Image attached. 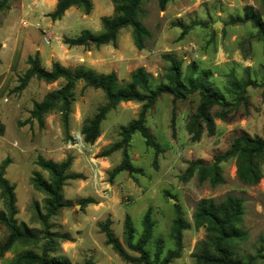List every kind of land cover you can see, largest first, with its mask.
I'll list each match as a JSON object with an SVG mask.
<instances>
[{
    "label": "rangeland",
    "instance_id": "rangeland-1",
    "mask_svg": "<svg viewBox=\"0 0 264 264\" xmlns=\"http://www.w3.org/2000/svg\"><path fill=\"white\" fill-rule=\"evenodd\" d=\"M40 1L48 4L45 0H12L1 18L7 19L11 12V17H20V30L26 29L25 33H20L24 35L20 59L15 58L11 67L5 58L0 63V164L6 158L10 161L4 178L14 186L17 224L35 233L42 230L33 205L37 204L43 212L45 196L34 190L29 180L34 172L44 179L48 175L35 166L36 158L41 156L60 163L71 156L69 172L82 175V179L65 182L62 198L69 207L50 220L51 232L65 239L59 241L55 257L69 264H131L105 244L100 225L108 221L113 237L130 257L138 258V254L126 248L123 221L125 216L130 218L132 243L136 244L142 237L147 214L151 225L145 247L149 260L161 264L167 256L176 254L178 257L169 264H195L196 243L205 238L204 229L193 226L195 203L201 199L219 201L233 195L243 200L241 228L247 234L245 241L234 246V256L240 261L264 264V173L256 186H244L236 179L234 160H228L220 164L223 185L213 188L208 183L199 184L196 176L181 181L189 161L210 162L243 134L264 138V44L251 23L232 22L243 18L249 9L264 22L261 0H170L164 11L158 9L157 0H145L140 21L151 38L142 51L133 46L129 28L120 31L115 48H70L63 44V39L75 38L83 30L99 34L102 31L100 19L114 15L110 0H89L88 14L82 8L72 7L54 22L42 10ZM215 23L220 26L214 27ZM9 36L6 31H0V41L9 43ZM32 42L47 49L42 59L39 57L44 69H50L51 63L57 62L63 67H81L102 74L113 71L122 85L138 68H143L150 76L152 88L164 83L169 65L164 56L180 60L183 74L187 73L188 65L194 63L198 71L208 73V81L222 93L231 108L224 110L228 111L225 120L216 117L220 108H214L211 111L215 124L213 136H207L203 130L199 141L192 142L186 125L196 111L198 95L177 101L174 106L171 96L162 95L146 113V127L161 152L155 154L135 133L128 144L127 155L130 164L140 172H122L110 180L112 171L121 164L122 153L116 151L105 159L100 155L121 141L120 130L137 118L141 104L122 103L110 111L100 124L98 139L87 144L80 131L105 101L101 91L83 89V83L78 82L73 92L68 135L63 133L58 113L46 116L42 129L35 121L25 124L33 104L62 83L45 84L33 78L23 91L13 92L18 77L28 69L27 58L34 55H28L29 49L34 48ZM231 77L251 83L245 93L249 103L246 112L242 105L233 108L236 93L228 85ZM79 135L81 138L77 140ZM75 142L82 144L81 152L68 147ZM87 199L94 203L83 205ZM177 216L189 224L182 233L179 249L173 226ZM6 235L0 226V245ZM27 251L39 254L41 248L40 245H14L0 259V264H9L15 256Z\"/></svg>",
    "mask_w": 264,
    "mask_h": 264
},
{
    "label": "trees",
    "instance_id": "trees-1",
    "mask_svg": "<svg viewBox=\"0 0 264 264\" xmlns=\"http://www.w3.org/2000/svg\"><path fill=\"white\" fill-rule=\"evenodd\" d=\"M12 0H0V25L1 18L5 11H8ZM113 5L114 15L111 18H101L102 31L99 34H92L83 30L75 38L63 39V44L68 47H91L98 49L101 46L110 45L116 47L117 37L121 30L129 28L132 44L136 50L142 51L146 47V42L151 38L150 32L140 21L142 5L145 0H110ZM170 0H157L158 9L164 11ZM264 6V0H261ZM82 8L85 14L91 10L89 0H56V6L47 17L52 21L59 20L70 8ZM237 23L249 22L257 31V37L264 44V22L260 17L249 9L243 18L232 21ZM184 34V32L182 33ZM163 59L169 63L164 75V83L152 88L150 86V76L143 68H138L130 74L129 81L120 84L115 72L106 74L97 73L90 69L77 67L74 69L61 66L57 62L51 63L50 69H44L40 64L39 54L35 53L26 60L28 69L18 77L17 86L13 92H21L28 85L31 79L53 84L62 82L58 89L47 93L40 102L33 104L29 111V118L25 124L37 123L39 129L44 126V119L52 113L60 115L61 127L64 135L69 134L68 121L71 114V105L74 102V89L78 82L83 83V89L91 88L99 90L104 96V104L101 105L92 119L83 126L80 133L87 144H93L99 137V128L106 115L122 103H139L141 108L137 118L120 130L121 141L109 147L101 153L100 157H107L116 151H121L122 161L109 176L112 180L122 172L128 174L139 173L129 162L127 155L128 144L131 137L138 133L147 148L154 150L155 154L161 152L159 144L146 127V113L155 105L162 95L173 98V106L177 101H184L188 96L197 94L199 97L198 106L195 113L190 117L186 125V132L192 142L199 141L203 130L207 136H213L215 131L214 117L211 111L219 107L220 112L217 118L225 120L228 109L231 105L225 102L222 93L208 81L206 71H198L194 63L187 67V73L182 72V62L180 60L164 56ZM229 87L236 93V100L233 108L243 106L247 111L249 103L245 97L246 88L251 85L248 80H237L231 77L228 82ZM231 108V107H230ZM174 109V108H173ZM173 116V113H172ZM173 119V117H172ZM171 119V120H172ZM173 124V120H172ZM228 160L235 162L236 179L244 186H256L262 179L264 173V138H252L246 134L236 137L229 148L222 154L213 157L212 161L192 160L187 163L181 181L186 182L196 176L199 184L208 183L210 187H217L225 183L220 164ZM72 157L67 156L60 163L46 160L38 156L35 166L48 175L44 179L40 173L34 172L29 182L31 187L42 193L43 212L37 204L33 205L35 218L40 223L42 230L35 233L23 224H17L15 216L17 209L15 205L14 186L5 178L4 173L9 165L6 158L0 164V200L2 210H0V226L6 231V237L0 245V259L14 246H34L40 245L41 252L36 254L27 251L13 258L9 264H69L67 261L55 257L58 252L59 241H65L57 234L51 232L50 220L57 213L69 207L62 198V188L67 180L82 179V175L70 173ZM263 167V171L261 170ZM94 201L87 199L83 205L93 204ZM243 200L233 195H226L219 201L213 199H201L194 205L192 222L196 229L203 228L205 232L204 240L196 243L193 255L195 264H253V261L237 260L233 253L236 244L246 240L247 234L242 230ZM144 231L140 241L132 243L133 228L130 218L125 216L123 221V232L126 237V248L136 254L138 258L130 257L124 247L113 237L109 230V222L100 225V229L105 238V244L126 263L131 264H158L157 261H150L145 249L151 235V225L148 215L144 218ZM174 239L177 248L181 246L182 233L189 228L183 218L177 216L173 221ZM158 256V251L156 252ZM178 255L167 256L161 264H169ZM88 264V263H87Z\"/></svg>",
    "mask_w": 264,
    "mask_h": 264
},
{
    "label": "crops",
    "instance_id": "crops-1",
    "mask_svg": "<svg viewBox=\"0 0 264 264\" xmlns=\"http://www.w3.org/2000/svg\"><path fill=\"white\" fill-rule=\"evenodd\" d=\"M45 2L48 4L41 3V1L39 3L43 6L42 10L47 12L48 14H50L55 9L56 0H46ZM6 18L7 19L4 18L1 21L0 31L1 32L6 31V33H8L10 35L9 36L10 42L6 43L5 41H3V42L0 41V63H3L4 62L3 58H5L7 63H8V67H11L10 65L15 58L20 59V43H22V41L24 39V35L20 36V33H22V32L25 33L26 29L20 30V27L18 26L19 22H20L19 16H17V15L13 16L12 15V17H11V12H9ZM20 38H21V40H20ZM32 43H34L33 44L34 48L29 49L30 52L28 55L38 53L39 57L42 59V53L47 49L44 46H38L37 43H35V42H32ZM3 46H5V47L3 48ZM109 47H110V45L101 46L100 48H109Z\"/></svg>",
    "mask_w": 264,
    "mask_h": 264
},
{
    "label": "built area",
    "instance_id": "built-area-1",
    "mask_svg": "<svg viewBox=\"0 0 264 264\" xmlns=\"http://www.w3.org/2000/svg\"><path fill=\"white\" fill-rule=\"evenodd\" d=\"M81 137H80V135L79 136H77V140H79ZM81 143L80 142H75V144L72 146L70 143L68 144V147H71V148H75V149H77V151L78 152H81V149H80V147H81Z\"/></svg>",
    "mask_w": 264,
    "mask_h": 264
},
{
    "label": "water",
    "instance_id": "water-1",
    "mask_svg": "<svg viewBox=\"0 0 264 264\" xmlns=\"http://www.w3.org/2000/svg\"><path fill=\"white\" fill-rule=\"evenodd\" d=\"M216 26H220V24H219V23H215V24H214V27H216Z\"/></svg>",
    "mask_w": 264,
    "mask_h": 264
},
{
    "label": "bare ground",
    "instance_id": "bare-ground-1",
    "mask_svg": "<svg viewBox=\"0 0 264 264\" xmlns=\"http://www.w3.org/2000/svg\"><path fill=\"white\" fill-rule=\"evenodd\" d=\"M46 1V0H45Z\"/></svg>",
    "mask_w": 264,
    "mask_h": 264
}]
</instances>
